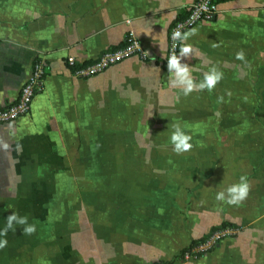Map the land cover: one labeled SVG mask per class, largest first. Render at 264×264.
Returning a JSON list of instances; mask_svg holds the SVG:
<instances>
[{"label":"crops","instance_id":"0c3cea01","mask_svg":"<svg viewBox=\"0 0 264 264\" xmlns=\"http://www.w3.org/2000/svg\"><path fill=\"white\" fill-rule=\"evenodd\" d=\"M192 1L0 0V104L17 97L35 55L46 63L30 112L0 122V231L13 212L36 226L0 236V264H264V0H221L214 18L186 31L197 30L181 44L192 48L181 63L194 81L213 66L223 78L185 96L165 56L169 25ZM126 32L145 58L86 77L66 65ZM177 123L193 145L179 155L170 142ZM242 175L243 202L216 200ZM222 222L237 233L196 258L179 256Z\"/></svg>","mask_w":264,"mask_h":264},{"label":"built area","instance_id":"2783aa9c","mask_svg":"<svg viewBox=\"0 0 264 264\" xmlns=\"http://www.w3.org/2000/svg\"><path fill=\"white\" fill-rule=\"evenodd\" d=\"M220 1L193 0L185 7L181 15L172 20L167 32L166 62L173 53L178 54L182 44V41L172 39L173 32L179 29L183 34L201 21L211 20L216 15ZM131 55H137L140 58L146 56L139 39L132 32H126L120 44L104 48L93 59L76 62L73 56H67L65 63L74 74L86 77L101 72L108 66ZM45 73L46 63L44 57L37 54L32 60L30 74L21 84L17 97L12 101L0 104V122H14L30 112L32 100L43 85ZM237 231L238 229L232 225L211 228L201 240L183 251L181 258H196L199 254L215 248L223 238L235 235Z\"/></svg>","mask_w":264,"mask_h":264},{"label":"clouds","instance_id":"9594fccd","mask_svg":"<svg viewBox=\"0 0 264 264\" xmlns=\"http://www.w3.org/2000/svg\"><path fill=\"white\" fill-rule=\"evenodd\" d=\"M196 31V29H191L189 32L182 34L179 29H177L173 32L172 39L174 41H186L189 36L195 35ZM191 51L192 48L190 45L183 44L180 47V56L178 57L173 53L167 60L168 72L172 76V86L180 88L185 96L195 90L203 91L207 89L211 91L223 78V73L213 66L208 72L203 74L202 81L198 83L195 82L190 74L188 65L181 63V58L188 57ZM236 59L241 61L245 60V55L242 50L236 53ZM172 127L174 131L171 133L170 142L173 145V151L178 155L190 151L193 147L190 143L191 136L185 134L178 123L172 125ZM3 146L5 149L8 147L7 144ZM249 191L250 185L247 177L242 175L239 183L232 184L225 190L218 192L215 198L218 201H226L229 205H239L247 198ZM16 224L24 226L23 231L25 235H31L36 231V226L28 223L27 216H19L17 213L13 212L7 217L6 226L0 231V236H7L9 230L15 231L14 225ZM6 245V239L0 240V249L6 247Z\"/></svg>","mask_w":264,"mask_h":264},{"label":"rangeland","instance_id":"374dc122","mask_svg":"<svg viewBox=\"0 0 264 264\" xmlns=\"http://www.w3.org/2000/svg\"><path fill=\"white\" fill-rule=\"evenodd\" d=\"M259 97V96H258ZM243 113L244 112H241V115H243ZM258 118H259V111H258ZM113 130V128H107V127H105L104 128V134L105 135H107V134H111L112 131ZM139 144V143H138ZM137 144V145H138ZM99 146H100V144H96V143H88L87 144V147H88V150H96V149H98L99 148ZM101 147V146H100ZM101 149H104V150H106V149H108V150H110L111 149V144L110 143H104V147H101ZM73 163H72V165L74 166V165H77L78 166V163H79V160L77 159V160H71ZM76 161V163L74 164V162ZM61 163H65V164H67L68 163V160L65 158V159H53V158H49L48 159V161H47V165H60ZM121 163H122V160H121ZM41 179H42V181H46V177L47 176H39ZM73 177H75V180H73V181H79L78 179V175L77 176H73ZM121 178V181H126V175H124V176H120ZM24 178H25V182H28V181H33V180H37V178H38V176H36V175H25L24 176ZM105 181H111V179H112V176L111 175H105ZM26 209V208H25Z\"/></svg>","mask_w":264,"mask_h":264},{"label":"trees","instance_id":"16d2710c","mask_svg":"<svg viewBox=\"0 0 264 264\" xmlns=\"http://www.w3.org/2000/svg\"><path fill=\"white\" fill-rule=\"evenodd\" d=\"M225 225H232V223H230V222H222V223H220V224H217V225H215V226H212L211 228H215V227H218V226H225ZM205 235V234H204ZM204 235L203 236H201V237H199V238H196V239H193V240H191V242L187 245V246H185V247H183L182 249H181V251H180V253H179V256H181L182 255V253H183V251H185V250H187V249H189L195 242H197L198 240H201L203 237H204ZM173 263V260H169V261H167V262H155V263H153V264H172Z\"/></svg>","mask_w":264,"mask_h":264}]
</instances>
